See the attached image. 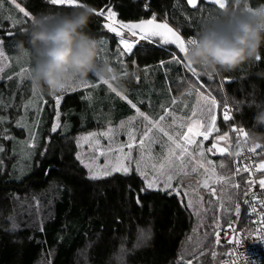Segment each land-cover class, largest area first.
I'll return each mask as SVG.
<instances>
[{"label": "trees", "instance_id": "obj_1", "mask_svg": "<svg viewBox=\"0 0 264 264\" xmlns=\"http://www.w3.org/2000/svg\"><path fill=\"white\" fill-rule=\"evenodd\" d=\"M18 2L34 15L76 8L51 6L47 0ZM80 2H87L92 6H103L104 3H108L121 20L148 19L153 12L157 14L158 19H164L167 14L168 22L186 37L193 36L202 25L210 23L224 10L204 2L203 13L199 10L192 11L184 0H180L184 11L191 14L186 16L180 9H174L177 0H80ZM260 3H264V0H247L249 7H255ZM244 4L245 0H241L239 5L236 4V0H226L227 9L239 11L243 9ZM145 5L149 6L147 10ZM5 9V7L0 9V16ZM9 12L14 18L19 16L20 22L11 27L9 20L1 21L0 37L4 41L16 42L24 38L21 29L27 26L30 20L25 21L13 8ZM104 21L103 18L93 15L86 29L88 35L92 38L114 36L103 29ZM10 32L13 33L12 36L9 35ZM145 45L146 42L142 41L140 50L128 61L127 70L135 69L136 76L133 80L126 81L128 91L124 94L137 102L146 101L150 96L155 97L159 100L155 104L159 103L161 106H168L173 99L181 98L191 108L193 98L190 96L194 97V91L191 94L180 95L182 90L187 88L191 74H186L176 65H172L168 71L157 67L158 60L168 57ZM131 60H137L139 64L132 66ZM112 64L118 71L120 70L119 64L115 61ZM258 69H264V63L225 74V77L233 82L224 91H218L224 78L208 80L201 76L203 81H207L205 91L211 89L217 96V127L221 135L229 132L231 145L236 139L229 130L230 124L223 120L221 110L225 103L229 104L236 123L246 132L252 127L253 109L248 107V101L252 97L249 93L255 91L257 99H264V79L255 75ZM179 77L186 78L184 87L178 85ZM86 92L84 88L62 94L60 111L64 113L65 110L71 109L68 114L66 113V117L62 115V120L69 119L70 123L64 131L59 128L55 133L50 131L54 103L50 96L42 93L44 111L43 121L36 126L37 147L23 161H20L18 141L1 139L0 145L4 151L0 152L2 162L0 264H106L108 255L115 248L118 239L133 238L138 235V229L141 227L150 228L151 241L147 247H141L128 257L129 264H181L180 257H184L185 261L190 259V254L197 247L198 241L200 242L196 253L198 259L195 264H217L223 255V248L215 245L213 235L205 240V233H211V228L199 226L193 233V227L199 225L200 220L190 215L189 210L182 206L179 196L150 192L143 196V207H140L134 203V199L129 200L127 195L129 183L133 184L134 189L143 186L142 180L134 172L128 177L116 174L114 178L102 182L88 179L86 169L75 159V153L78 151L76 137L100 124L91 123L92 111L87 107V99L82 98L87 97ZM114 102L112 109H104V120L111 119L115 122L128 112H133L124 100L115 98ZM100 110L101 108H96L97 112ZM108 110L113 112L111 117L105 116ZM16 128L18 135L23 136V129ZM256 130L264 132V128ZM214 137L215 134H212L205 144L211 145ZM259 144L261 148L257 151L264 152V142ZM216 158L212 157V160ZM218 158L224 160L227 169L235 171L237 155H222ZM260 158L262 157L257 156L258 161ZM238 178H241L239 181L241 187L238 190V197L234 196L230 202L232 208L245 189L243 180H246V175L241 172ZM211 216L212 212L209 211L204 223H210L208 218ZM221 224L224 222L221 221ZM213 250L217 253L216 257L211 255ZM200 251L204 253L202 256Z\"/></svg>", "mask_w": 264, "mask_h": 264}, {"label": "snow or ice", "instance_id": "obj_2", "mask_svg": "<svg viewBox=\"0 0 264 264\" xmlns=\"http://www.w3.org/2000/svg\"><path fill=\"white\" fill-rule=\"evenodd\" d=\"M204 2L205 0H186L188 8L192 11L199 10L201 13H203L202 5ZM10 3L18 10L17 15L23 14L25 21L33 18L34 14L27 10L26 6H22L18 0H10ZM47 3L51 6L78 8L82 6L83 2H80V0H47ZM208 3L218 6L221 10L226 8L225 0H208ZM240 3L241 0H236L237 5ZM3 4L4 0H0V9L3 8ZM93 7L94 15L105 20L102 24L103 29L108 33L114 34L117 41L115 52L112 53V50L109 48L105 53V57L107 60H114L116 64L120 65L119 72L121 76L127 75L128 61L140 50V44L143 41L146 42V47L153 51H160L168 57V59L161 58L158 60L157 67L168 71L172 65H176L182 68L186 74H191V77L188 78L185 92H181L180 95L191 94L192 91H195L198 99L196 105L191 110V115L179 118V128L183 129L186 127L187 131H175L172 126L177 124L178 118L174 112L170 111L169 107L161 106L163 114L154 115L150 111H142L137 102H134L127 95L117 92L109 81L90 75L80 85L81 88L106 86L109 92L115 93L116 97L126 101L130 108L135 110V114L127 118V142L116 144L114 148L112 147L115 144L114 130L112 128L99 134L88 132L85 135L76 137L77 149L82 148L84 144L89 145L88 153L84 154L79 150L75 153V159L83 168L87 169L88 179L102 182L114 178L116 174L128 177L134 172L142 180L143 186L139 189H134L133 184L129 183L127 188L129 200L134 199L136 205L143 207V196L148 195L150 192H164L170 196H179L182 206L189 210L190 215H194L200 220V224L193 227V233L197 231V227L199 226H203L206 229L211 228V233H205V240L214 235L215 245L219 246L223 240H227L228 244L241 243L234 222L226 217L233 211L230 202L234 196L238 197V190L241 187V184L237 183L234 178L241 172L246 173L248 179L243 180L245 187L243 203L248 205L252 214L259 216V219L256 221L260 225L258 235L261 240H264V192L258 197L252 187L257 184L255 177L259 173L258 187L264 190V152L257 151V149L261 148L260 144L249 147L248 152L262 158L254 166L246 158L243 168L237 163L235 171L227 169V166L221 161L218 166L220 171L218 172L217 165L207 158L206 153L215 151H218L221 155L227 153L231 156L232 145L229 140V132H224L221 135L217 127L218 99L216 94L211 89L205 91L207 81H203L196 69L184 59L189 44L195 43V41L190 38L191 36L186 37L180 31L170 26L167 14L163 20H159L157 14L153 12L152 16L148 19L142 18L136 22H125L117 18L118 13L108 3H104L103 6L97 5ZM148 7V5H145L146 10ZM173 7L174 9H180L186 16L191 15L184 11L180 0H177V4ZM248 8V4H244L241 10H247ZM7 19L12 22L13 27L20 22L19 19L11 15ZM9 35L12 36L13 33L10 32ZM100 45L103 48L104 40L100 41ZM0 58L7 59L2 49H0ZM257 60L258 63H264V55L258 57ZM131 65L137 66L138 61L131 60ZM2 71L3 68L0 67V72ZM28 71L29 67H23L20 69V75L27 76ZM185 79V77H179L177 80L178 85L184 87ZM137 80H139V77H137ZM208 80H213V78ZM232 82L229 78L225 77L223 83L218 87V91H224L231 86ZM72 91H76V89L73 88ZM33 94L35 95V91ZM62 99V95L53 96L55 116L52 119L50 129L53 133L57 132L62 126L60 111ZM45 103L47 102L45 101ZM143 103V100L139 101V105H143ZM175 103L176 100L173 99L172 104ZM223 107V120L231 123L232 116L228 104L225 103ZM150 108L151 101H149ZM169 116H172V123L166 124L165 121ZM5 119V117H0V123H3ZM139 121L143 122V131L142 134L136 135L134 134V122ZM17 126H22L20 121H17ZM124 126L125 122L122 121L121 127ZM231 131L237 133L239 136L236 142L245 139L247 136V132L243 127L233 125ZM212 134H215V139L212 140L211 147H204V142L208 141ZM0 135H3L4 139L10 138L7 136V130L0 133ZM97 135L109 140L107 149L101 148L100 140L96 138ZM29 137L28 146L31 148L37 147L35 144V133L30 131ZM197 137H203V140H197ZM161 141L164 142L161 143ZM220 141H223L225 146L221 147L219 145ZM157 143H161L162 152L159 155L154 154L153 149V145ZM135 144L139 146L138 155L136 154L137 149L134 147ZM190 145H195L196 147L190 150ZM2 151H4V148L0 145V152ZM44 154L41 153V155ZM100 156L104 157L102 165L99 163ZM199 169L203 171L199 172ZM192 174L199 175L202 179L197 188H193L190 193L183 181L185 177H189ZM212 185H219V187ZM201 188L206 194H202ZM185 200L186 203H184ZM257 201L260 206L259 213H257V204L254 203ZM37 206H39V201H37ZM209 211L212 212V216L208 218L210 223H204V218ZM234 211L236 214L240 213L241 205L239 203L235 204ZM221 221L227 224L228 229L231 230L230 236L222 237L221 233L224 231V227ZM199 243L198 241L197 247L190 254V259L185 261L184 257H180L181 264H195L198 259L196 253L199 249ZM203 254V251H200V256ZM211 255L216 257V251L213 250Z\"/></svg>", "mask_w": 264, "mask_h": 264}, {"label": "clouds", "instance_id": "obj_3", "mask_svg": "<svg viewBox=\"0 0 264 264\" xmlns=\"http://www.w3.org/2000/svg\"><path fill=\"white\" fill-rule=\"evenodd\" d=\"M93 15L94 7L83 2L69 11L35 14L21 29L24 38L16 41V52L30 59L27 78L37 92L55 96L68 87L80 86L90 75L109 81L121 94L128 91L126 81L135 78L136 70L128 69L127 75L121 76L100 58L97 40L86 31ZM190 38L195 43L189 44L184 59L203 77L223 79L227 73L256 66L257 58L264 55V3L247 10L225 8ZM255 75L264 79V69H258ZM249 96L252 127L245 139L232 145V155L264 142V132L256 130L264 128V99H257L255 91ZM150 241L151 230L144 227L131 239L121 237L106 264H129L128 257Z\"/></svg>", "mask_w": 264, "mask_h": 264}, {"label": "rangeland", "instance_id": "obj_4", "mask_svg": "<svg viewBox=\"0 0 264 264\" xmlns=\"http://www.w3.org/2000/svg\"><path fill=\"white\" fill-rule=\"evenodd\" d=\"M3 7L6 9L0 16V22L3 20H8L7 17L10 15V9L13 8L15 9L14 5L10 3V0H4ZM17 12L18 10L15 9ZM21 17H23V14H19ZM17 19H19V16H17ZM10 21V20H9ZM19 24V23H18ZM16 24V25H18ZM15 25V26H16ZM10 26L13 27L12 22L10 21ZM126 33V30H125ZM94 39L97 40L98 43V53L101 59L109 62L113 67L114 65V60H107L105 57V53L108 51L110 48L112 50V53L115 52L116 46H117V41L114 36H109V35H103L99 37H95ZM104 40V45L103 48H101L100 41ZM11 41V42H10ZM15 43L12 40H2L0 37V49L3 50L5 57L0 58V67L3 68V71L0 72V117H5L6 119L4 120L3 123H0V133H3L5 130H7V136L10 137L9 140L11 142L13 141H18V152H20V161H23L28 154L32 153L34 151V148H31L28 146V141L30 139L29 137V132H33L36 134L37 131V123L39 124L41 120L43 121V111H44V98L42 96V93L37 92L31 85V82L28 80L27 76H22L20 75V69L23 67H29L30 66V59L28 57H20L18 56L15 48ZM111 55V53H109ZM118 70V68H116ZM75 88L76 90L79 89H84L81 88L80 86L78 87H68L63 93L65 92H72V89ZM86 95H87V107L92 111L91 115V123H99L95 128L86 130L85 132L81 133L78 136H82L87 134L88 132H94V133H102L109 128H112L114 130V140L115 144L112 145L114 148L116 144H121V143H126L128 140L127 136V118L131 115L135 114V110L133 112H128L126 116L123 118H119L117 121H112L111 119L104 120V109H109L113 108L112 105H114V99L119 98L115 96V93H111L106 89V86H99L96 88H87ZM35 91V95L33 94ZM185 91V89L182 90V92ZM63 93H59L57 95H62ZM110 95H112L110 97ZM193 98V101L191 100V108H189L186 103H184L181 98H175L176 103L172 104V101L168 103V106L171 112H174L175 116L178 118L177 124L173 125L172 128L175 131H187V128L180 129L179 128V118L187 117L191 115V110L194 105L197 103V95L194 91V97L190 96ZM189 97V98H190ZM51 100H53V96H50ZM134 102H137L136 100L132 99ZM189 100V99H188ZM149 101H151V108L149 109ZM158 102L159 100L156 99L155 97L152 98L151 96L148 97L146 101H144L143 105L138 106L141 107L142 111H150L152 114H163L161 110V105L155 104V102ZM163 101V100H161ZM179 101H182V103ZM55 106L54 100L52 101ZM126 102V101H125ZM104 103H107V105H104ZM127 103V102H126ZM127 106L130 108V106L127 104ZM96 108H101L99 112L96 111ZM71 109L65 110L64 113L61 112V122H62V130H65V127H69V119L64 121L62 120V115L66 117L68 114V111ZM67 113V114H66ZM130 113V114H129ZM113 115L112 110H108L105 112L106 117H111ZM55 116V111L54 114L52 115V119ZM158 118V116H157ZM17 121L21 122L22 126H17ZM125 122V126L121 127V122ZM52 122V120H51ZM50 122V125H51ZM84 122V120H82ZM166 124H171L172 123V116L167 117ZM14 124V126H13ZM20 127L23 129V136L18 135L15 129L16 127ZM13 129V130H12ZM134 129L135 132L134 134L140 135L142 134L143 131V122H134ZM97 139L100 140V146L102 149H107L109 146V140L103 136L97 135ZM3 139V135H0V141ZM166 139V138H165ZM215 139V137L213 138ZM197 140H203V137H197ZM230 140V137H229ZM37 135L35 136V144L37 145ZM164 141H161L163 143ZM161 143H157L153 145L154 149V154L159 155L162 152L161 149ZM231 143V141H230ZM219 145L221 147L225 146L223 141L219 142ZM204 147L208 148L211 147V145L207 146L204 142L203 144ZM134 147L137 149L136 154L138 155V149L139 146L138 144H135ZM196 147L195 145H190L189 148ZM82 153L86 154L89 152V145L84 144L82 148L78 149ZM127 150V149H125ZM166 151V149H165ZM223 155H228L227 153ZM206 156L208 159L212 160V157H217L216 159L212 160L215 165H217V171L219 172V164L221 161L226 165L223 159L218 158V156H222L218 151L215 152H208L206 153ZM114 159V157H113ZM104 162V157L100 156L99 158V163L102 165ZM194 163V161H193ZM134 167V165H133ZM231 169V168H230ZM199 172H202V169L198 170ZM234 171V170H232ZM87 172V169H86ZM88 175V173H87ZM202 177L196 174H192L189 177L184 178V185L185 187L188 188L189 192L191 193L193 188H197L199 182L201 181ZM235 181L239 183L240 179H238V176H236ZM215 187H219V185H212ZM202 194H206L204 190H202Z\"/></svg>", "mask_w": 264, "mask_h": 264}, {"label": "built area", "instance_id": "obj_5", "mask_svg": "<svg viewBox=\"0 0 264 264\" xmlns=\"http://www.w3.org/2000/svg\"><path fill=\"white\" fill-rule=\"evenodd\" d=\"M229 106V111L232 116V120L230 124V131L232 129V126L235 125L237 127H242L238 125L234 119L233 111L231 106ZM223 111L224 107L221 110V114L223 117ZM246 131V130H245ZM235 139H239V136L237 133L231 131ZM251 147V146H249ZM244 148L240 155L237 156L236 161L234 163L235 167L236 164L239 163V166L243 168L245 159L247 158L248 162L253 163V166L255 163H259L257 160V156L253 153L248 152V148ZM246 179H248L247 174ZM255 179L257 180V184L253 185V190L256 191L257 196L259 197L264 190H261L258 187V179H259V173L256 174ZM245 191V189H244ZM244 196L243 193L241 194L240 198L235 202L239 203L241 205V211L239 214H236L234 211L235 204L233 206V211L231 212L228 219H231L234 222V226L236 227L237 233L239 235V238L241 240L240 244H228L227 240H223V242L219 245L221 248H223V255L218 260L217 264H264V240H261L259 238L258 232L259 227L256 223V221L259 219L258 215L252 214L249 210L248 205H245L243 203ZM257 204V213L260 211V206L257 202H254ZM224 227V231L221 233L222 237L224 236H230L231 230L228 229L227 224H222ZM213 241L215 243V238L213 235Z\"/></svg>", "mask_w": 264, "mask_h": 264}, {"label": "water", "instance_id": "obj_6", "mask_svg": "<svg viewBox=\"0 0 264 264\" xmlns=\"http://www.w3.org/2000/svg\"><path fill=\"white\" fill-rule=\"evenodd\" d=\"M185 2H186V0H184ZM205 3H207V4H210V3H208V0H205ZM225 3H226V0H225ZM212 5V4H211ZM215 7H217L218 8V6H216V5H214ZM219 9V8H218ZM139 19H137V20H123V21H125V22H136V21H138ZM159 20H163V19H159ZM105 22V21H104ZM103 22V23H104ZM170 24V23H169ZM170 26H172L171 24H170ZM173 27V26H172ZM174 28V27H173ZM174 29H176V28H174ZM177 30V29H176Z\"/></svg>", "mask_w": 264, "mask_h": 264}, {"label": "bare ground", "instance_id": "obj_7", "mask_svg": "<svg viewBox=\"0 0 264 264\" xmlns=\"http://www.w3.org/2000/svg\"><path fill=\"white\" fill-rule=\"evenodd\" d=\"M139 64V63H138ZM239 179V178H238ZM243 186V185H242Z\"/></svg>", "mask_w": 264, "mask_h": 264}]
</instances>
